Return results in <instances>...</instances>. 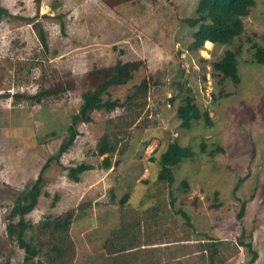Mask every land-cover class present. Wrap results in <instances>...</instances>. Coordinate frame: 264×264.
I'll list each match as a JSON object with an SVG mask.
<instances>
[{"label":"rangeland","instance_id":"1","mask_svg":"<svg viewBox=\"0 0 264 264\" xmlns=\"http://www.w3.org/2000/svg\"><path fill=\"white\" fill-rule=\"evenodd\" d=\"M198 1L0 0V94L9 95L0 98V264H23L24 252L6 233L10 211L68 137L82 94L98 83L90 72L117 61L136 70L104 99L123 101L146 80L145 106L96 111L90 123H79L73 145L44 170L25 221L36 227L77 210L70 229L74 264H209L208 243L217 249L212 264H264V64L252 61L253 45L264 46V0H255L231 45L191 52L197 27L184 19L195 17ZM226 50L237 51L238 84L212 68ZM49 89L58 92L29 99ZM187 97L208 113L209 125L180 127L177 109ZM105 133L118 140L109 170L102 168L104 156L95 155ZM170 143L194 153L173 168L171 186L157 181ZM80 163L93 169L75 183L65 168ZM135 215L141 220L136 244L145 246L112 261L104 242ZM36 234L27 231V239ZM240 243H250L251 251ZM38 260L44 261L31 264Z\"/></svg>","mask_w":264,"mask_h":264},{"label":"trees","instance_id":"2","mask_svg":"<svg viewBox=\"0 0 264 264\" xmlns=\"http://www.w3.org/2000/svg\"><path fill=\"white\" fill-rule=\"evenodd\" d=\"M254 3L255 0H199L195 17L184 19V23L189 28L197 27L196 32L192 34V41L188 45V50L197 52L211 45H231L243 33V20L248 17ZM2 11L3 9L0 7V13ZM253 50L252 61L263 65L264 46L253 45ZM236 55L237 51L226 50L222 58L212 64L213 70L218 72L221 79H229L234 84H238L240 81ZM135 70L136 67L133 63L117 61L112 66L93 69L90 72L89 76L97 79L98 83L93 89L87 90L82 94L79 111L70 119L68 137L60 145L57 154L51 156L43 165L30 188L15 201L8 216L9 222L6 226V233L10 239H14L19 249L24 252L25 258L23 264L34 263V260L39 257H43L44 263L38 260V264H74L77 249L75 242L70 236V229L77 210L71 209L57 217L47 218L40 221L36 227L25 221L24 217L30 214L37 205L44 182V170L48 167L51 160L58 161L73 145L78 136L77 125L79 123H90L92 121L91 115L96 111L112 112L116 108L129 110L138 108V110H141L145 106V99L150 88L146 80H143L138 86L133 87L123 101L118 99L111 100L109 98L104 99L105 96L109 95L110 88L123 86L128 83L132 79ZM181 86V84L178 85L179 89H181ZM57 92V89L44 90L29 97V99L39 102L42 98L53 96ZM8 96L0 94V98ZM14 97L16 99L22 98L20 95H15ZM177 117L180 120V127L185 130L191 127L192 122L199 120H203L207 125L211 123L208 113L200 112L194 103L193 97H187L183 100L182 105L177 109ZM138 118V113L132 116L130 118L131 122L127 124V128L133 126ZM117 144L118 140L115 137L112 138L109 133H105L97 143L95 155L98 157L104 156L101 163L104 170H109L112 167L111 158L116 153ZM200 149L203 150L204 145H201ZM193 157L194 153L190 148L170 143L160 156V169L157 174V181L166 182L171 186L174 182L173 168ZM92 169L91 165L84 163L65 168L67 178L75 183L80 181V176L83 173ZM110 198L112 201L115 200L113 194H111ZM127 200L128 195L122 196L118 200L120 207H123ZM244 212L245 203L243 202L240 205L237 218L241 219ZM181 215L189 224V217L183 212H181ZM15 219H17L16 222L14 221ZM128 222L131 224H123L120 230L113 231L104 242L102 250L106 256L112 258V261L117 260L116 256L118 255H136L134 252L145 246V244H136L137 238L133 234L136 229L140 228L141 220L135 215L132 219H128ZM36 230L38 234L34 238L27 239V231ZM240 244L251 251L250 243ZM207 246L209 247L207 254L209 264H212L214 256L217 254V249L215 243H208ZM41 252H44L42 256ZM256 256V253L253 252V259Z\"/></svg>","mask_w":264,"mask_h":264},{"label":"crops","instance_id":"3","mask_svg":"<svg viewBox=\"0 0 264 264\" xmlns=\"http://www.w3.org/2000/svg\"><path fill=\"white\" fill-rule=\"evenodd\" d=\"M143 248V247H142Z\"/></svg>","mask_w":264,"mask_h":264}]
</instances>
